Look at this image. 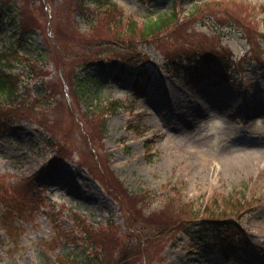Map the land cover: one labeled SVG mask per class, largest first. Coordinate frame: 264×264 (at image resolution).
<instances>
[{
  "label": "rangeland",
  "instance_id": "obj_1",
  "mask_svg": "<svg viewBox=\"0 0 264 264\" xmlns=\"http://www.w3.org/2000/svg\"><path fill=\"white\" fill-rule=\"evenodd\" d=\"M79 2L0 0V81L18 75L0 110V264H264V0H177L199 12L133 54L113 42L126 16L172 0H110L100 16L125 18L108 26ZM182 50L228 80L175 75ZM231 196L233 224L180 232L184 204Z\"/></svg>",
  "mask_w": 264,
  "mask_h": 264
},
{
  "label": "trees",
  "instance_id": "obj_2",
  "mask_svg": "<svg viewBox=\"0 0 264 264\" xmlns=\"http://www.w3.org/2000/svg\"><path fill=\"white\" fill-rule=\"evenodd\" d=\"M176 1L177 0H173V4ZM179 1L182 3L183 6L184 4L187 3V0H179ZM195 5L196 4H194L193 7L190 8L192 9L191 11L188 10L187 13L189 15L191 14L188 17L185 15H180L181 12L177 11V8L174 6L171 13H165V15L164 14L159 15L156 17V19H150L143 23H138L136 21L133 22L130 20L131 17H128V16H126L127 18L123 17L122 12L117 13V16H118L117 22L115 21L111 22V19L108 18L106 14L100 16V14L103 11H107V8L113 7L112 4L110 3V0H80L79 9L80 11H83V12L87 11L93 14L95 19L91 20V24L96 23V22L98 23L99 21H102L103 19H105L104 22L108 26L111 23L120 24L123 18H125V20H128V24H126L127 31L125 33L127 36L120 35V38L117 39V35H116L114 37L116 38V41H113V42H116L117 45L119 44L122 50L127 51L129 54H133V52L137 51L138 43L144 44L142 42L149 41L152 38H154V36L161 34V32H163L164 30L174 27L177 23L182 22L183 20H189V18H192L193 13L195 11L198 13L200 9L198 8L196 10ZM99 17H101L102 20ZM130 37H134L133 40L135 41V46L130 41ZM122 38L126 40L125 43H129V44L128 45H125V43L123 44ZM104 42L106 41L104 40ZM102 45L109 47V42L108 43L106 42V44H102ZM193 52L196 53V51H193ZM184 53L185 51L182 50L181 53H178V55L168 54L167 57L168 59L169 58L172 59V61L170 60L168 61L171 62L170 63L172 64L171 67H173L174 70H176L174 74L182 76L183 78H185L186 81L189 80L188 83H191V81L193 80H194L193 82H198V80L201 78H204L206 76H208L207 78H210V77H213V75L215 76V78H218V79L220 78L227 79L225 78L229 71V69L227 68V65L226 66L224 65V67H220V65L223 63L219 62L217 57H213L216 59H211L212 55H210L211 53L209 51H201L200 53V56H202L204 58V62H206L204 65L202 63L203 66L197 62V58L194 57V55L190 57H186L184 59ZM4 57L7 58L6 55H4ZM256 60H258V58ZM259 62L261 63V61ZM214 65H216V67L222 72L223 77L214 73V70H213ZM193 72H195V75L193 74ZM17 78L18 76H15L13 74L3 75V78L0 81V92L3 97V99L1 100L3 101L6 100V101L3 103H0V110L2 109L1 105L5 106V105H10L11 103L12 104L16 103L17 100L15 99L18 98V92H17L18 79ZM88 80L90 79H87V82L84 80V83L89 84ZM77 82H78V79L76 83ZM77 87H78L77 90L81 89V93L83 94L84 86L78 82ZM139 88H141V86H139ZM111 104L114 105L113 103ZM96 110H99V109L97 108ZM2 114H3V119L0 120V123H1V129H4L5 123H7V120H9V118L7 114L5 113H2ZM182 211L190 212V215L188 216V218H186L187 215L183 214L185 216V219L181 220L182 223L179 225L180 232L186 233L188 231V226L194 220H198L199 223L201 224L212 225L213 227L214 226L222 227L224 224H228V225L233 224V220L235 219L238 220V218L242 216V212L244 211V203L241 200H238V198H234L233 196H231V197L223 198L220 201H218L217 199L212 200L210 205L204 210L196 211L194 210L191 204H184ZM171 227H173V225H171ZM228 228H229L228 230H224V233L222 234L220 238L226 239L228 238V234L233 232V228L231 226H229Z\"/></svg>",
  "mask_w": 264,
  "mask_h": 264
}]
</instances>
